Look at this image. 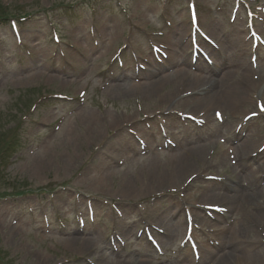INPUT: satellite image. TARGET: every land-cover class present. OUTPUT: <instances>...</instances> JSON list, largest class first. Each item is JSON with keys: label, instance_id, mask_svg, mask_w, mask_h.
Returning <instances> with one entry per match:
<instances>
[{"label": "rangeland", "instance_id": "obj_1", "mask_svg": "<svg viewBox=\"0 0 264 264\" xmlns=\"http://www.w3.org/2000/svg\"><path fill=\"white\" fill-rule=\"evenodd\" d=\"M243 3L0 0L8 20L0 18V264H182L185 256L183 264H219L223 254L230 264H264V228L253 215L264 213V154L258 155L264 111L256 107L264 108V50L252 67L244 15L246 4L259 10L253 30L264 40V0ZM190 4L218 45L210 49L234 57L235 76L251 83L246 90L233 87L226 104L187 96L208 85L190 81L207 66L191 58L188 29L181 42L171 40L180 25L188 27ZM10 20L20 23L17 36ZM148 39L167 61L147 55ZM169 76L173 83L153 95L138 89ZM250 115L256 118L243 123ZM164 136L174 149H161ZM136 138L152 150L139 153ZM194 151L202 154L190 170L175 166V158ZM240 193L254 200L245 202ZM209 206L227 213L208 217L202 211ZM186 212L191 240L199 251L207 246L209 257L201 252L197 259L187 246ZM168 229L173 236L164 235ZM250 256L257 261L248 262Z\"/></svg>", "mask_w": 264, "mask_h": 264}, {"label": "bare ground", "instance_id": "obj_2", "mask_svg": "<svg viewBox=\"0 0 264 264\" xmlns=\"http://www.w3.org/2000/svg\"><path fill=\"white\" fill-rule=\"evenodd\" d=\"M183 37H184V28L180 29V34H178V36H176V37L175 36L172 37L171 40H174V43L176 44L177 40L179 41V39H180L179 42H181V39ZM111 39L112 38H108V40H107V42H109L108 45L110 44ZM181 45H182V43L180 45H178V46H175V47H181ZM183 52H184V50H183ZM186 53L187 52H184L183 56L187 57ZM175 55L177 56V53H175ZM232 59L234 60V57ZM228 65H229V63L228 64L224 63V65L222 64V66H228ZM216 71L219 72L218 69ZM177 73H180V72H177ZM235 73H236L235 71H233V72L229 71V72L226 73V75L224 77H220V76L218 77V76H215V72H211L210 76L208 75L209 76L208 80H206V78L202 79L199 76H198V78L192 77V80L189 79L190 81H194V82H192V84H195L196 82H199V81L200 82H206L207 81L208 88L206 90L200 92V94L198 93L197 95H193V97L191 96L192 98H189V100H192L193 102L198 103V104L199 103L208 104L210 100H216L218 103H221L219 101H221V99H222L224 101V104H226L228 102V100H230L231 97H232V89H233V87H235L236 89L238 88L241 91L243 89L246 90L247 88H250V86H251V83H250L248 78L243 77V76L236 77ZM184 78H186L185 74H184ZM173 79H175V76H169V77H166V78L157 79V80H155L154 83L150 84V85H152L151 87L143 85V86H140L138 89H141V91L144 92L145 94L147 93V95H153V93L155 92L153 89H157L158 90L160 85H162V86L170 85V84L173 83ZM134 88L135 87H133V85H132V89H134ZM130 90H131V88H130ZM116 91H118V89H116ZM147 91H150V92H147ZM230 130H231V128H230ZM232 136L235 137V133L234 132H232ZM237 137H240V133L237 135ZM246 143H247V141L245 140L242 143V145L240 147V150H242V151L245 150ZM201 154H202V152H200V151H194V152L189 153L188 156L183 157L182 160L175 158V161H174V163H176L175 166L179 167L182 171H186L188 169L190 170L193 167V165L197 164V160L200 159ZM250 161H251L250 159L249 160L246 159V162H242L243 163L242 165L244 166V170L246 168H249L246 165ZM251 179L253 180V182L255 181L254 176H252ZM236 181L238 182V180H236ZM240 196L242 198H244L245 202L249 201L250 204L254 200V197L246 196L243 193H240ZM259 196H261V191L259 192V195L257 197H259ZM256 200H258V199H256ZM234 203H235V201H234ZM258 206L259 205H257V208H258ZM240 210H241V207H240ZM202 213L205 215L204 211H202ZM253 215H254V218L259 219L257 221V223L261 227L264 228V213H261L260 211L259 212L257 211L256 214L253 213ZM259 215H260V217H259ZM194 217H195V219H198L197 216H194ZM254 218H253V220L256 221V219H254ZM247 219H249V218H247ZM165 236L166 237L173 236L172 231L168 229V231L165 232ZM69 244H71V246L72 245L73 246L79 245L76 240H72V242L69 243ZM201 252H202L203 259L205 257H209L211 254H213L210 251V249L207 248V246L206 247L202 246V248L200 249V253ZM188 259H189V257L185 256L182 259L181 263L183 264V260H188ZM247 259H248V262H256L258 258L255 257V256H250ZM187 262H189V261H187ZM187 262L184 263V264H187ZM218 262H217V264H218ZM219 264H230L229 261H228V254H223L222 255Z\"/></svg>", "mask_w": 264, "mask_h": 264}, {"label": "snow or ice", "instance_id": "obj_3", "mask_svg": "<svg viewBox=\"0 0 264 264\" xmlns=\"http://www.w3.org/2000/svg\"><path fill=\"white\" fill-rule=\"evenodd\" d=\"M262 110H264V108H262ZM217 116H218V118H221V119H222V117L220 116V114H219V113L217 114Z\"/></svg>", "mask_w": 264, "mask_h": 264}, {"label": "trees", "instance_id": "obj_4", "mask_svg": "<svg viewBox=\"0 0 264 264\" xmlns=\"http://www.w3.org/2000/svg\"><path fill=\"white\" fill-rule=\"evenodd\" d=\"M3 14H4V12H0V18H2V17H3Z\"/></svg>", "mask_w": 264, "mask_h": 264}]
</instances>
